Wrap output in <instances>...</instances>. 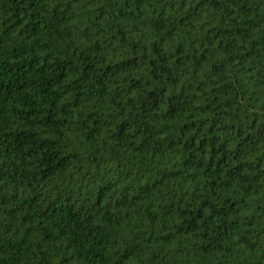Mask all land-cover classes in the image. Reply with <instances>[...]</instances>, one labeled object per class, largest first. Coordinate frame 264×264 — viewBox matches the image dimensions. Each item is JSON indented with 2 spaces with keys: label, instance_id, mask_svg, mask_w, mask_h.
Segmentation results:
<instances>
[{
  "label": "trees",
  "instance_id": "16d2710c",
  "mask_svg": "<svg viewBox=\"0 0 264 264\" xmlns=\"http://www.w3.org/2000/svg\"><path fill=\"white\" fill-rule=\"evenodd\" d=\"M0 264H264V0H0Z\"/></svg>",
  "mask_w": 264,
  "mask_h": 264
}]
</instances>
